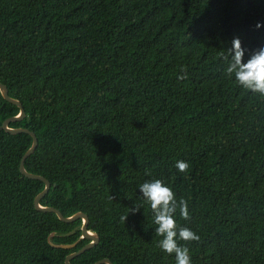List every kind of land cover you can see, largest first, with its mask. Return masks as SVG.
I'll return each instance as SVG.
<instances>
[{
	"label": "trees",
	"instance_id": "16d2710c",
	"mask_svg": "<svg viewBox=\"0 0 264 264\" xmlns=\"http://www.w3.org/2000/svg\"><path fill=\"white\" fill-rule=\"evenodd\" d=\"M235 37L245 61L264 47V0H0V83L26 111L10 127L39 142L26 169L100 236L72 264H176L139 190L154 179L188 202L192 264H264V96L227 74ZM19 113L0 92V264H66L91 240L36 209L33 139L3 128Z\"/></svg>",
	"mask_w": 264,
	"mask_h": 264
},
{
	"label": "clouds",
	"instance_id": "9594fccd",
	"mask_svg": "<svg viewBox=\"0 0 264 264\" xmlns=\"http://www.w3.org/2000/svg\"><path fill=\"white\" fill-rule=\"evenodd\" d=\"M259 28L260 25L257 24ZM232 47L228 49L230 62L226 69L229 76H234L236 82L244 89L264 96V47H259L249 55L245 61V49L239 37L232 40ZM179 79L186 78L179 76ZM175 167L180 172H187L189 164L183 160L177 161ZM142 197L147 201L154 215L156 235L160 236L159 247L167 254H175L176 264H192L189 248L180 246L177 238L183 241H199L200 236L189 227H178L175 213L179 210L180 216L189 219L188 202L184 199L177 201L176 194L161 179L145 181L139 185ZM140 206L134 204L129 208L121 220L126 222L129 213L135 214Z\"/></svg>",
	"mask_w": 264,
	"mask_h": 264
},
{
	"label": "water",
	"instance_id": "95a60500",
	"mask_svg": "<svg viewBox=\"0 0 264 264\" xmlns=\"http://www.w3.org/2000/svg\"><path fill=\"white\" fill-rule=\"evenodd\" d=\"M0 92L6 101L17 106L20 109V113L17 116L8 118L7 120L4 121V123H3L4 130L10 134H13V135L26 133V134L30 135L33 139L32 146L29 148V150L26 152V154L23 156V158L21 160L20 170H21L22 174L24 176H26L27 178L32 179V180H40V181L45 183V189L40 194H38V196L35 199L36 209L38 211H41V212L55 213L58 216V218L65 223H73L75 221L82 220L83 226H82V237H81V239L91 240V242L89 244H87L86 246H84L81 250H79L77 252H73L67 256L66 261H65L66 264H72L73 259L82 255L86 251L94 248L95 246H97L98 243L100 242V236L95 231H92L89 229L90 218L85 213L79 212V213H76L70 217H65L63 215V213L60 210H58L57 208L49 207V206H43L41 204V201L43 200V198L51 190V187H52L51 182L41 175H37V174H33V173L29 172L26 169V165H25L26 160L34 154V152L36 151V149L39 145L38 137L36 136V134L33 131H30L27 128H12V127H10L11 123L23 121L26 118V111H25L24 106L20 100L15 99V98L10 96L8 87L6 85H4L3 83H0ZM52 245L56 248L72 249L76 246V243L72 244V245L52 243ZM95 264H114V263L110 259H103V260L96 262Z\"/></svg>",
	"mask_w": 264,
	"mask_h": 264
}]
</instances>
